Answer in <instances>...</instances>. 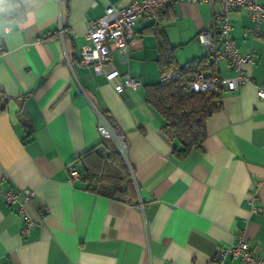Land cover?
I'll return each instance as SVG.
<instances>
[{"label": "crops", "instance_id": "1", "mask_svg": "<svg viewBox=\"0 0 264 264\" xmlns=\"http://www.w3.org/2000/svg\"><path fill=\"white\" fill-rule=\"evenodd\" d=\"M130 1L0 0L1 187L33 191L22 204L0 198V264H209L219 245L241 238L264 258V99L255 87L264 82V19L230 13L235 46L252 52L250 81L222 91L204 139L179 158L145 99L144 85L159 80L150 22H136L126 50L111 56L140 86L117 92L118 79L78 62L89 20ZM212 11L186 0L163 8L179 64L205 54L197 33L213 30ZM217 64L219 76L235 74L225 59ZM94 107L125 133L132 195H102L80 180L84 154L101 140ZM72 160L78 177L69 181ZM23 212L34 221L27 234ZM225 264L245 263L227 255Z\"/></svg>", "mask_w": 264, "mask_h": 264}, {"label": "built area", "instance_id": "2", "mask_svg": "<svg viewBox=\"0 0 264 264\" xmlns=\"http://www.w3.org/2000/svg\"><path fill=\"white\" fill-rule=\"evenodd\" d=\"M179 0H131L124 6L108 5L103 14L89 20L85 37L88 42L79 48L78 62L82 66L90 67L93 72L102 74L108 81L118 79L115 90L121 92L127 88H136L141 85L140 80L129 72H120L111 64L112 52L125 51L128 38L133 34V28L139 20L148 21L157 29L161 26L160 14L167 5H172ZM205 3L213 8V22L217 26L220 41L215 42L212 30L205 28L197 33L198 41L203 45L206 53L217 54L218 58L225 59L228 65L235 70L232 77H221L218 74L210 75L208 72H198L189 79L187 85L190 90L222 92L224 89L236 90L244 82L250 81L247 66L253 63L252 52H240L235 46L231 34L230 13L238 8H245L255 24L264 19V0H186ZM65 28L58 27V33L63 34ZM219 44V46H217ZM176 73L168 71L160 75V80L169 81ZM256 94L264 99V82L255 84ZM97 116V131L100 138L111 139L124 159L129 172L131 169L127 161L128 141L125 133L112 125L104 114L94 107ZM69 181L78 177V169L74 161L67 164ZM0 198L7 203L28 201L33 196L30 189L5 190L1 187ZM23 211V209L20 207ZM252 210L256 208L252 206ZM21 234H27L34 221L23 212ZM238 258L245 264H264V258L254 254L249 248L247 240L238 239L234 243L219 245L209 264H225L226 256Z\"/></svg>", "mask_w": 264, "mask_h": 264}, {"label": "trees", "instance_id": "3", "mask_svg": "<svg viewBox=\"0 0 264 264\" xmlns=\"http://www.w3.org/2000/svg\"><path fill=\"white\" fill-rule=\"evenodd\" d=\"M162 14L163 10L161 21ZM151 27L156 32L159 80L144 85L145 99L161 117L162 132L174 142L173 153L182 158L204 139L205 121L220 108L222 93L195 92L190 90L187 82L198 72L217 74L218 57L216 53L211 55L205 51L203 56L179 64L174 54L176 46L168 43L161 26L157 29L151 24ZM212 34L218 43L220 35L215 24ZM168 71L176 74L167 82L160 80V75ZM7 100L8 97L0 94V109L5 107ZM17 114L27 134L30 133L31 126L24 118L22 108ZM80 180L85 189L102 195L123 198L134 192L129 169L115 143L109 138H101L97 146L84 154Z\"/></svg>", "mask_w": 264, "mask_h": 264}, {"label": "rangeland", "instance_id": "4", "mask_svg": "<svg viewBox=\"0 0 264 264\" xmlns=\"http://www.w3.org/2000/svg\"><path fill=\"white\" fill-rule=\"evenodd\" d=\"M200 48H203V50H204V52H205V49H204V47L201 45V47Z\"/></svg>", "mask_w": 264, "mask_h": 264}]
</instances>
